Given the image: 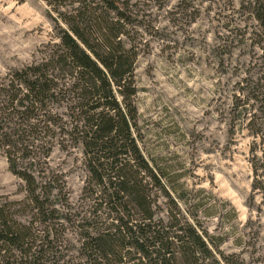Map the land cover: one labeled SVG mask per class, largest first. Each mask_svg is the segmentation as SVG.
Wrapping results in <instances>:
<instances>
[{"label":"rangeland","instance_id":"rangeland-1","mask_svg":"<svg viewBox=\"0 0 264 264\" xmlns=\"http://www.w3.org/2000/svg\"><path fill=\"white\" fill-rule=\"evenodd\" d=\"M255 1L130 0L122 38L137 54L132 101L140 153L165 173L180 220L220 240L217 250L229 264H264V53L258 47L264 39L253 18ZM74 7L0 0V108L16 72L58 51L66 30L60 14ZM46 112L35 129L12 122L26 140L22 151L0 148V210L30 227L33 246L24 256L1 252L0 264H87L83 241L113 223L105 205L97 209L85 156L69 134V112L57 101ZM49 116L54 124L45 130ZM7 155L16 171L34 178L38 202ZM149 191L151 198V185ZM168 208L159 194L157 217L166 220Z\"/></svg>","mask_w":264,"mask_h":264},{"label":"trees","instance_id":"trees-1","mask_svg":"<svg viewBox=\"0 0 264 264\" xmlns=\"http://www.w3.org/2000/svg\"><path fill=\"white\" fill-rule=\"evenodd\" d=\"M52 1L58 5L69 1L75 6L73 13L60 14L66 30L60 31L58 51L47 62L16 72L8 90H3L7 100L0 108V148L22 151L26 140L11 127L12 122L35 129L47 115L49 103L62 102L71 119L69 134L75 136L85 156L87 183L97 191V209L105 205L108 216L115 214L107 230L86 235L82 246L90 255L87 264H229L217 250L220 240L206 237L194 224L180 220V211L164 184L165 173L150 166L138 148L132 101L137 54L122 41L127 37L124 30L130 0ZM262 1L253 2V18L264 39ZM258 47L264 53V45ZM14 82L18 88L13 87ZM259 103L264 114V92ZM52 117L43 119L45 130L54 124ZM7 157L12 173L34 195V178L16 171L10 155ZM260 167L264 174V151ZM257 170H253L255 176ZM159 194L172 205L166 220L157 217ZM36 215H43L38 203ZM30 230L0 210L2 257L10 251L28 254L33 247L28 245Z\"/></svg>","mask_w":264,"mask_h":264}]
</instances>
